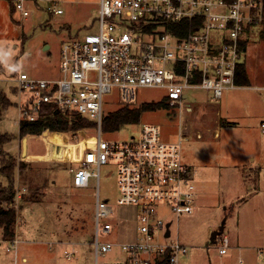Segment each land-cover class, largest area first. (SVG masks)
I'll list each match as a JSON object with an SVG mask.
<instances>
[{
  "label": "rangeland",
  "instance_id": "rangeland-1",
  "mask_svg": "<svg viewBox=\"0 0 264 264\" xmlns=\"http://www.w3.org/2000/svg\"><path fill=\"white\" fill-rule=\"evenodd\" d=\"M55 7L61 8L63 14H54V6L47 5L45 0L28 3L30 14L24 19L12 9L10 0H0V105L1 99L9 102L1 110L0 134L11 137L1 153L15 159L14 174L17 176L19 172V179L25 180L14 185L19 198L14 201L17 218L13 240L19 242L11 248L13 240L3 239L0 230V264H94L93 245L88 238L95 236L97 180L91 177L87 187L76 188L69 169H77L83 149L94 147L96 132H78L74 138L64 132L20 136L18 128V107L23 96L17 90L15 76L24 72L35 78H60L63 41L97 30L98 0H58ZM240 60L246 67L248 86L226 89L216 100L211 92L186 90L183 102L193 107L191 113L183 107L161 105L144 112L137 124L124 126L120 131L101 132L104 140L122 141L136 134L141 123L154 124L164 141L180 143L183 162L190 173L196 167L215 165L204 188L199 180L195 213L176 217L162 210L164 219L172 221L171 238L187 249L178 264H264V256L257 254V250L264 251L262 33L247 40ZM164 98L163 89L138 88L129 107L162 103ZM123 105L113 90L103 96V116ZM215 125L220 126L218 141L206 132ZM198 130L202 139L195 137ZM29 164L37 171L30 169ZM208 169L202 168L204 175ZM91 171H97L96 167L92 166ZM99 175V198L114 209L110 220L113 228L110 233L100 232L99 241L114 242L118 237L115 218L121 212L116 203L119 196L116 164L109 161L101 165ZM0 185H7L1 173ZM29 197L33 204L24 201ZM220 227L222 232L212 242V233ZM221 235L229 239L224 255L218 252ZM25 239L45 245L31 246ZM50 242H54L53 246L47 245ZM70 244L77 246L78 255L67 260L62 251ZM97 261L132 264L125 261L118 248L99 256Z\"/></svg>",
  "mask_w": 264,
  "mask_h": 264
},
{
  "label": "built area",
  "instance_id": "built-area-1",
  "mask_svg": "<svg viewBox=\"0 0 264 264\" xmlns=\"http://www.w3.org/2000/svg\"><path fill=\"white\" fill-rule=\"evenodd\" d=\"M37 1L10 0V4L26 19L27 4ZM45 1L54 6V14H63L55 7L58 0ZM169 22H185L189 31L179 35L178 29L173 34L165 27ZM256 33L264 35V0H98L96 32L61 45L60 78H35L24 72L15 76L23 96L18 127L22 120H36L41 107L48 104L58 114L77 112L96 124L94 147L83 149L77 169H69L76 188L87 187L91 177L97 180L95 236L88 238L94 264L115 248L132 264H178L187 249L171 238L172 221L164 219L162 210L176 217L196 210L195 185L180 143L164 141L158 126L150 123H141L127 140L102 139L103 96L114 90L119 102L129 106L136 89L160 88L169 107H183L191 113L193 107L183 102L186 90L211 92L216 100L224 90L237 87V66L247 40ZM243 43L244 50L240 48ZM260 127L264 133V121ZM109 161L116 164V203L135 210L136 226L132 239L100 242L99 233H110L113 228V206L98 194L99 170ZM92 166L97 171H91ZM219 240L218 252L224 255L229 240L225 235ZM16 244L13 240L11 248ZM69 246L62 256L76 259L77 246ZM257 254L264 256V251L257 250Z\"/></svg>",
  "mask_w": 264,
  "mask_h": 264
},
{
  "label": "trees",
  "instance_id": "trees-1",
  "mask_svg": "<svg viewBox=\"0 0 264 264\" xmlns=\"http://www.w3.org/2000/svg\"><path fill=\"white\" fill-rule=\"evenodd\" d=\"M12 13V12H11ZM167 31L179 35H185L189 31V25L185 22H169L165 25ZM240 48L244 50L245 44H241ZM236 86H248L249 80L246 72V67L243 63L238 64L235 76ZM7 100L1 99L0 105V118L1 110L8 106ZM161 105L167 106L166 99L162 103H144L138 107H129L126 105L120 106L118 109L107 113L103 116L101 121V132H115L120 131L124 126L130 124H137L141 115L146 111L157 109ZM56 108L52 105H43L41 107L39 116L34 121L22 120L19 124V134L24 136L30 135H44L49 132H64L71 133L74 138L76 133H85L87 131H96L95 122L79 115L77 112H60L55 114ZM11 140V137L6 134H0V173L7 180L6 186L0 185V230L3 239H14V222L17 218V212L14 208L15 201V168L17 167L15 159L9 155H3V145ZM34 201L32 198L26 200ZM156 264H164L158 261Z\"/></svg>",
  "mask_w": 264,
  "mask_h": 264
},
{
  "label": "crops",
  "instance_id": "crops-1",
  "mask_svg": "<svg viewBox=\"0 0 264 264\" xmlns=\"http://www.w3.org/2000/svg\"><path fill=\"white\" fill-rule=\"evenodd\" d=\"M237 87H245V86H237ZM217 123V122H216ZM206 132L207 133H212L213 136H212V139L215 140V141H218L219 140V137H220V126L219 125H215L213 126L212 128H209V129H206ZM44 135H47V134H44ZM43 135V136H44ZM195 137L197 139H202V134L201 132L196 131V135ZM182 150V149H181ZM182 158H183V155H182ZM30 169H33L35 171L36 168L32 167L30 164L28 165ZM27 166V167H28ZM26 167V168H27ZM202 168H209L208 170H206V174L204 175L203 173V170ZM215 168V165H211V163L209 165H203L199 168L196 167V170H193L191 174V177L193 179V182H194V185H195V191L201 186L202 188L205 187V183H208L209 182V176L211 175L212 171ZM203 174H202V173ZM18 174V175H17ZM17 176H15V182H17L19 185L20 183V180L19 179V172H17ZM213 174V173H212ZM198 175V176H197ZM203 176L205 177L203 179ZM212 176V175H211ZM19 179H17V178ZM195 178H196V182H195ZM17 179V180H16ZM23 181H25L24 179H22ZM21 180V181H22ZM199 180L201 182V185L199 186ZM196 183V184H195ZM197 188V189H196ZM195 196H196V192H195ZM27 199H25L24 201H26ZM30 204H33V201L30 202ZM196 204V203H195ZM23 207V204H21V209ZM198 209V206L196 205V210ZM195 210V211H196ZM195 213V212H194ZM115 226H116V234H117V239L119 240H128V239H132L133 236H134V232H135V226H136V217H135V210L131 207H122L121 208V212L118 213V217H117V221L115 222ZM17 236V235H16ZM226 236V235H225ZM3 238V237H2ZM229 240V239H228ZM24 242H26L27 244H30L31 246L33 245H42L44 246L45 243L44 242H36V241H33V240H23ZM19 241L17 240V243ZM51 243H54V242H50V243H47V245L49 244V246H53ZM51 244V245H50ZM61 244V243H60ZM63 244V243H62ZM50 249V248H49ZM239 251L241 250L239 247L237 248ZM126 261V260H125Z\"/></svg>",
  "mask_w": 264,
  "mask_h": 264
},
{
  "label": "water",
  "instance_id": "water-1",
  "mask_svg": "<svg viewBox=\"0 0 264 264\" xmlns=\"http://www.w3.org/2000/svg\"><path fill=\"white\" fill-rule=\"evenodd\" d=\"M55 114H58V111H55ZM168 226H169V224H167V227H168ZM222 230H223V227H220V229H219L218 231L212 233V236H211V241H212V242L215 241L216 236H217L218 234H220V233L222 232ZM168 234H169V231L167 230V231H166V236H168Z\"/></svg>",
  "mask_w": 264,
  "mask_h": 264
}]
</instances>
